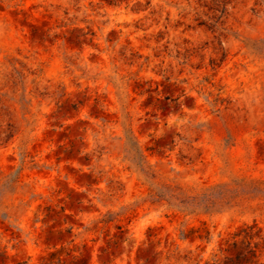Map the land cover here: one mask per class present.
<instances>
[{
    "label": "rangeland",
    "instance_id": "obj_1",
    "mask_svg": "<svg viewBox=\"0 0 264 264\" xmlns=\"http://www.w3.org/2000/svg\"><path fill=\"white\" fill-rule=\"evenodd\" d=\"M27 263L264 264V0H0V264Z\"/></svg>",
    "mask_w": 264,
    "mask_h": 264
},
{
    "label": "trees",
    "instance_id": "obj_2",
    "mask_svg": "<svg viewBox=\"0 0 264 264\" xmlns=\"http://www.w3.org/2000/svg\"><path fill=\"white\" fill-rule=\"evenodd\" d=\"M205 193L206 192L188 194L185 189L181 187L172 186L170 184L162 185L159 190L151 188V195L158 197L161 202H165L170 208H176L180 211L186 210L187 206L201 205L204 202V199L207 200ZM108 215L110 214L107 213L101 218L97 219L95 221V226H99L101 223L106 225L114 220ZM118 227L121 228V226ZM87 230H92V228H87Z\"/></svg>",
    "mask_w": 264,
    "mask_h": 264
}]
</instances>
